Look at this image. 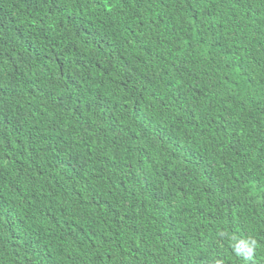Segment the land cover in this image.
Instances as JSON below:
<instances>
[{"label": "trees", "instance_id": "16d2710c", "mask_svg": "<svg viewBox=\"0 0 264 264\" xmlns=\"http://www.w3.org/2000/svg\"><path fill=\"white\" fill-rule=\"evenodd\" d=\"M0 264H264V0H0Z\"/></svg>", "mask_w": 264, "mask_h": 264}]
</instances>
